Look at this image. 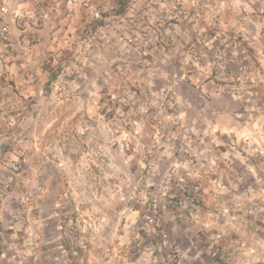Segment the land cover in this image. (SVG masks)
<instances>
[{
  "label": "crops",
  "instance_id": "crops-1",
  "mask_svg": "<svg viewBox=\"0 0 264 264\" xmlns=\"http://www.w3.org/2000/svg\"><path fill=\"white\" fill-rule=\"evenodd\" d=\"M84 1L22 0L24 9L47 17L36 34L37 72L51 76L59 59L67 62L49 76L50 96L37 100L26 123L13 124L22 103L0 121V264H64L63 252L73 264H163L162 254L149 252L161 237L144 214L150 187L171 168L175 185L161 215L186 262L264 264L263 212L234 206L244 197L264 200L251 176L264 157V0H187L201 13L202 48L214 55L226 44L237 61L216 81L201 58L189 78L204 82L202 90L183 84L174 100H114L119 76L166 74L169 56H157L147 68L123 65L110 49L85 44L87 57L75 56L72 43L92 12L122 5ZM170 35L179 55L182 41H190L188 29L183 23ZM46 52L51 62L41 66ZM240 62L249 68L243 81L236 78ZM0 81L6 85L1 73ZM158 118L171 129L155 160L152 137L163 132ZM129 173L141 176L142 185H127ZM229 206L234 216H221Z\"/></svg>",
  "mask_w": 264,
  "mask_h": 264
},
{
  "label": "built area",
  "instance_id": "built-area-1",
  "mask_svg": "<svg viewBox=\"0 0 264 264\" xmlns=\"http://www.w3.org/2000/svg\"><path fill=\"white\" fill-rule=\"evenodd\" d=\"M104 2L106 0H85L84 4L89 6ZM115 3L112 2L113 6L107 11L96 9L92 12V18L84 32L78 36V43H72V53L75 56L77 53H84L87 57L85 44L88 49H110L123 65L134 64L147 68L157 56H172L176 48H179V45H174L170 30L184 23L190 35L188 43L193 48L196 59L208 57L212 75L222 78L227 74L229 64L237 61L235 57L228 55L226 44L212 48L215 50L214 55L207 47L199 46L205 40L206 33L199 26L201 13L193 9L191 1L190 4L187 0H122V5ZM105 17L108 20L100 24ZM46 21L47 17L38 10L24 9L22 0H0V73L6 81V85L0 81V121L7 117L9 110L18 109L19 103H22V108L18 110V119L13 124L24 123L37 100L48 99L50 96L47 88L50 74L43 76L38 73L33 58L38 43L37 29ZM81 42L83 43L80 45ZM51 58L52 54L46 52L40 65L50 63ZM66 62L65 57L58 60L60 66ZM173 62L176 63L175 60ZM240 64L241 71L236 78L243 81L249 75V68L243 62ZM8 87L13 89L12 96L8 95ZM203 94L207 95L208 91ZM40 140V136L34 137V141ZM19 167V162H12L13 170H18ZM174 172V168L169 169L164 178L150 187L146 200L149 210L144 216L151 221L161 239L149 252L153 256L162 254L163 264H188L183 256L181 243L170 236L167 223L161 215L163 198L175 185ZM129 177L131 180L126 182L127 185L134 189L137 185H142L141 176L135 179L131 175ZM8 189V185L4 186L3 193H7ZM63 234L68 238L71 231ZM66 256L65 252L61 255V258H65L64 264H73Z\"/></svg>",
  "mask_w": 264,
  "mask_h": 264
},
{
  "label": "rangeland",
  "instance_id": "rangeland-1",
  "mask_svg": "<svg viewBox=\"0 0 264 264\" xmlns=\"http://www.w3.org/2000/svg\"><path fill=\"white\" fill-rule=\"evenodd\" d=\"M187 40L188 39L182 41V46L180 47V50L182 48V51L179 55L177 54L178 51L176 50L172 56L167 57L168 63L171 67L168 73L159 74V76H157L158 74L156 75V73H154V79H152L153 77L149 78L146 73L137 74L135 76H128V78L127 76H119V85L116 95L114 96V100H174L173 96L176 87L186 83L193 88L195 87L202 90V85L204 84V82H202L201 80H192V76L191 79L189 78V75H192L189 70H191L193 66H196V62H199L200 60L196 59L194 52L192 51L193 48H191V45L186 42ZM203 44H205L204 41L201 42L199 46ZM174 60L176 61V63L173 62ZM203 60L206 63L209 62L208 57L203 58ZM55 66L59 70V63H56ZM180 69L185 70L180 73ZM58 70H55L51 74V76L49 75L50 79L52 76L54 77L55 75H58ZM184 71H186L187 73L186 77H182ZM205 74L208 75V78L213 77V80L217 81L218 79L217 76L212 75L210 72H206ZM147 80L152 81V83L150 85H147ZM59 92L57 97L61 98V94L59 95ZM203 96L207 98L209 97V93L207 95L203 94ZM157 126L158 129L163 130V132H157V136L152 137L155 142V152L153 153V158L155 160H159V149L161 148L163 143L169 141V138L167 137V131L171 129V124L163 118H158ZM258 164L259 165H257L255 169L251 170V173L253 174L251 176H255L256 179H258L257 185H259L258 187L260 188L261 193L264 195V157L260 158ZM130 175L131 173H129V176ZM131 176L134 175L132 174ZM237 203L238 205L234 203V206H246L247 208L254 206L255 209L262 211L264 214V200L262 202L256 201L255 203H253L252 201L250 202L244 197L240 202ZM233 212L234 208L229 206L226 209L222 210V215H220L233 217Z\"/></svg>",
  "mask_w": 264,
  "mask_h": 264
}]
</instances>
